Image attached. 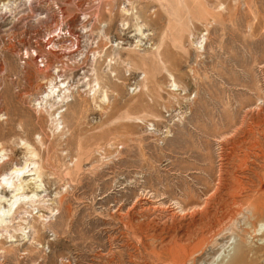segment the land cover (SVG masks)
Segmentation results:
<instances>
[{"label":"rangeland","instance_id":"rangeland-1","mask_svg":"<svg viewBox=\"0 0 264 264\" xmlns=\"http://www.w3.org/2000/svg\"><path fill=\"white\" fill-rule=\"evenodd\" d=\"M263 130L264 0H0V264H264Z\"/></svg>","mask_w":264,"mask_h":264},{"label":"bare ground","instance_id":"bare-ground-1","mask_svg":"<svg viewBox=\"0 0 264 264\" xmlns=\"http://www.w3.org/2000/svg\"><path fill=\"white\" fill-rule=\"evenodd\" d=\"M57 88H59V87H57ZM56 89L55 88L50 89L49 93H47V97L50 96V94L53 97V93H54L53 90H56ZM55 96H56V100H57L58 104L64 103L63 99H59V98H61L59 96V94H57ZM262 138H264V130H263ZM257 150H258V153L255 154V156L262 162L261 167L264 169V147L259 145ZM8 161H11L14 167L11 168L7 173H3V174L1 173V179H0V231L1 232L6 231L7 229H10L14 224L25 221L24 218L20 217V216L22 214L28 212L25 209L26 207H34V209L36 210V213L33 215L30 212V218L34 219L37 223L40 222V219H42V217H44V215L42 214L44 212V208L39 206L42 199H40V196H38V192H37L38 188L34 183H30L27 181V179L30 175L25 174L24 172L26 170L23 172L22 169H20L21 167L18 169V167H17L18 163L15 160H10L7 158L1 164L4 165ZM33 171L38 176L41 174L39 168H37ZM26 173H28V172H26ZM248 191L250 192V195H248L247 198H252L253 195H251V194H253V193L256 194V196L253 197L254 199L251 200V208L254 211L253 213L264 215V181H260L259 185L256 187L255 190L252 191L251 189L248 188ZM49 211H50V209H49ZM260 215H258V216H260ZM254 216H256V215H254ZM40 224L44 225V228L48 227V224H44L42 221L40 222ZM33 228H36V226L34 225ZM178 239H179V237H178ZM40 241L41 240H39L38 238H33L30 245L39 243ZM2 243L3 242L0 239V254L1 253H10V252H13L15 250V249L14 250H4L2 247ZM200 243H201V241L197 242L198 245H200ZM198 245H196V246H198ZM186 246H188V245H186ZM198 249H199V247H198ZM200 249H202V248H200ZM179 253L187 254L184 251H180ZM172 254H173V252L171 253V256H172ZM182 259H184V258H182ZM238 260H242V258H240Z\"/></svg>","mask_w":264,"mask_h":264}]
</instances>
